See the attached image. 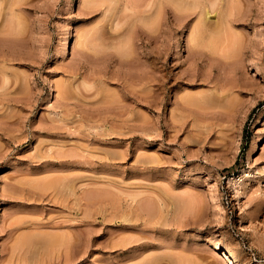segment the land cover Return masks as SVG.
Here are the masks:
<instances>
[{
    "label": "rangeland",
    "instance_id": "obj_1",
    "mask_svg": "<svg viewBox=\"0 0 264 264\" xmlns=\"http://www.w3.org/2000/svg\"><path fill=\"white\" fill-rule=\"evenodd\" d=\"M0 27V264H264V0H0Z\"/></svg>",
    "mask_w": 264,
    "mask_h": 264
},
{
    "label": "bare ground",
    "instance_id": "obj_2",
    "mask_svg": "<svg viewBox=\"0 0 264 264\" xmlns=\"http://www.w3.org/2000/svg\"><path fill=\"white\" fill-rule=\"evenodd\" d=\"M204 17L205 18H207L208 16H210L209 15V11H208V9H204ZM8 30H10L9 28H8V26H5ZM4 28V27H3ZM6 28H4V29H6ZM1 30H2V27H0V33H2L3 32V34H1L0 35V41H4V39L6 40V37L8 36V31H2L1 32ZM12 30H10L9 32V34L11 35V34H13V32H11ZM5 33V34H4ZM7 35V36H6ZM12 36H14V35H12ZM8 37H10V36H8ZM12 38V37H11ZM14 38V37H13ZM9 39V38H8ZM5 42V41H4ZM1 44V43H0ZM3 46V45H2ZM2 72V71H1ZM6 80H7V75L4 73V72H2L1 73V78H0V81H2V83H4V82H6ZM51 183V182H50ZM23 238H25V237H23ZM60 240V239H59Z\"/></svg>",
    "mask_w": 264,
    "mask_h": 264
}]
</instances>
